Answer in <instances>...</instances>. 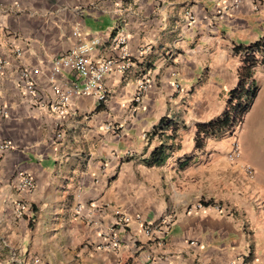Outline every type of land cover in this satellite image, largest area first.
I'll use <instances>...</instances> for the list:
<instances>
[{"label":"crops","instance_id":"1","mask_svg":"<svg viewBox=\"0 0 264 264\" xmlns=\"http://www.w3.org/2000/svg\"><path fill=\"white\" fill-rule=\"evenodd\" d=\"M116 32L128 39L132 67L105 75L104 104L74 97L59 121L46 86L53 59L93 38L102 41L94 56L108 58ZM262 38L264 0H0V145H9L0 152V264H264V152L253 149L251 164L227 158L264 96L263 66L252 67L258 90L240 127L202 149L194 143L196 125L219 117L238 84L248 54L235 47ZM24 70L37 95L26 91ZM143 76L149 86L133 112ZM78 82L70 71L58 78ZM162 119L177 124L173 137ZM250 133L262 147L264 105ZM162 144L171 149L165 162L146 166ZM20 174L34 179L31 191L17 189ZM198 202L210 206L196 210ZM122 217L119 249L100 248L101 233ZM147 224L159 228L153 237Z\"/></svg>","mask_w":264,"mask_h":264},{"label":"built area","instance_id":"2","mask_svg":"<svg viewBox=\"0 0 264 264\" xmlns=\"http://www.w3.org/2000/svg\"><path fill=\"white\" fill-rule=\"evenodd\" d=\"M184 15L190 23L195 22V16L191 11H185ZM78 34L79 31L76 30L74 31L73 36L77 37ZM127 45V37L124 34L116 32L109 41V47L112 54L108 58L98 59L94 56L95 51L102 46V41L99 38H93L86 42H79L63 54L53 59L51 70L46 80V86L50 89L54 96L51 111L58 117L59 121L67 114L71 99L74 97L92 98L96 106H100L107 101L108 94L103 85L105 75L111 69H116L119 72L125 73L132 67V56ZM147 50L149 49L145 47L142 50V53ZM15 53L17 56L21 54L19 49H16ZM250 54L255 62L254 67L257 65L264 67V45L259 47V49L252 51ZM6 64L7 62L0 58V70L3 69ZM62 71L75 73L81 83L79 84L78 82L68 86L60 85L58 83V78L60 77ZM21 79L24 82L26 91L32 95H37V88L35 87L34 81L30 80L28 70L21 72ZM148 86L149 81L143 76V78L139 81L132 98L131 108L133 112H136L138 106L141 104L144 92L147 90ZM0 113L4 116L7 115V112L4 111L2 106H0ZM56 126H60V122L56 124ZM107 128L109 129V127ZM55 137H61V134L58 132L55 134ZM8 149L9 145L7 143H2L0 145V152H5ZM239 156V147L237 142L234 140L230 145V151L227 158L229 161L234 162L239 159ZM245 171L248 175L253 174V171L250 168H246ZM20 176L17 189L22 193L31 191L35 187L34 179L27 175L20 174ZM207 206H210V204H206V202H198L194 208L196 210H203ZM216 209L221 210L219 207H216ZM15 210L16 215L21 216L26 210V205L23 202H17L15 204ZM79 210L80 209L78 207V209H76L77 213ZM140 219V216L135 217V220L138 222H140ZM128 223L129 218L122 217L117 219V223L111 228L103 231L101 233L103 245L100 246V248L117 251L120 247V241L117 237L115 229L116 227H123ZM158 231V226L153 224H147L144 227V232L150 237H153ZM35 262L38 263L37 260Z\"/></svg>","mask_w":264,"mask_h":264},{"label":"trees","instance_id":"3","mask_svg":"<svg viewBox=\"0 0 264 264\" xmlns=\"http://www.w3.org/2000/svg\"><path fill=\"white\" fill-rule=\"evenodd\" d=\"M262 45H264V38L246 47H235L236 51H245V53L248 54V56L243 59L238 70V84L229 92L226 108L219 117L208 122L198 123L196 125L194 143L197 150L204 147L207 139L219 138L226 133L231 135L240 127L244 116L251 108L252 102L255 99L258 90V88L255 87L254 83L251 81L253 77L252 67L255 66V62L250 53L259 49ZM159 127H161V130L167 127H172V131L174 133L171 134V136L173 137L177 129V124L172 121L162 119L159 122ZM170 150V147L162 144L153 150L144 163L149 167L160 166L167 159L168 152ZM192 158L193 157L184 158V160L179 163V168H187L190 165Z\"/></svg>","mask_w":264,"mask_h":264},{"label":"rangeland","instance_id":"4","mask_svg":"<svg viewBox=\"0 0 264 264\" xmlns=\"http://www.w3.org/2000/svg\"><path fill=\"white\" fill-rule=\"evenodd\" d=\"M263 92L261 93V96H259L258 100H255L253 103V109L251 111V113H249V115L247 116V118L244 120L243 122V131H241V133L238 135V141H237V145L239 147V151H240V156L243 160H247L249 162V164H251L250 159H253V154L255 153V151H252L253 149L255 150H260L262 149V151L264 152V139H263V143H262V147L260 146H256L253 141L251 140V133L250 131H252L254 129V123H255V119L257 118L258 113L261 111L263 105H264V98H263ZM251 107V108H252ZM249 132V133H248ZM252 141V142H251ZM249 142H251L252 144L249 145ZM257 176L259 178H264V174L263 172H259L257 173Z\"/></svg>","mask_w":264,"mask_h":264}]
</instances>
